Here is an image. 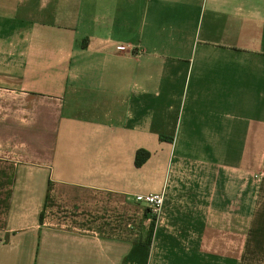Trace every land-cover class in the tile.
I'll list each match as a JSON object with an SVG mask.
<instances>
[{
    "label": "crops",
    "instance_id": "0c3cea01",
    "mask_svg": "<svg viewBox=\"0 0 264 264\" xmlns=\"http://www.w3.org/2000/svg\"><path fill=\"white\" fill-rule=\"evenodd\" d=\"M259 155L264 0H0V264H264Z\"/></svg>",
    "mask_w": 264,
    "mask_h": 264
},
{
    "label": "built area",
    "instance_id": "2783aa9c",
    "mask_svg": "<svg viewBox=\"0 0 264 264\" xmlns=\"http://www.w3.org/2000/svg\"><path fill=\"white\" fill-rule=\"evenodd\" d=\"M164 199L163 191L135 195V200L144 204L153 214H159L161 212Z\"/></svg>",
    "mask_w": 264,
    "mask_h": 264
},
{
    "label": "rangeland",
    "instance_id": "374dc122",
    "mask_svg": "<svg viewBox=\"0 0 264 264\" xmlns=\"http://www.w3.org/2000/svg\"><path fill=\"white\" fill-rule=\"evenodd\" d=\"M221 163L222 166L223 164H229V165H234V162L232 160V157L225 156L221 158ZM253 170L246 172H238V178L240 177H249L252 179H264V162L262 161V156L259 155L257 156L256 160L253 163ZM234 174H229L228 177L234 178Z\"/></svg>",
    "mask_w": 264,
    "mask_h": 264
},
{
    "label": "trees",
    "instance_id": "16d2710c",
    "mask_svg": "<svg viewBox=\"0 0 264 264\" xmlns=\"http://www.w3.org/2000/svg\"><path fill=\"white\" fill-rule=\"evenodd\" d=\"M147 155H148L147 152H145L143 150H138L136 152L135 164L136 165L141 164L144 161V159L147 157Z\"/></svg>",
    "mask_w": 264,
    "mask_h": 264
}]
</instances>
